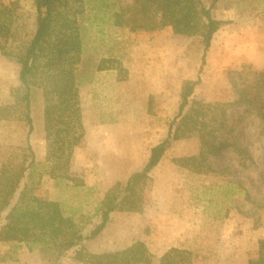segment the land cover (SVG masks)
<instances>
[{
	"label": "rangeland",
	"instance_id": "1",
	"mask_svg": "<svg viewBox=\"0 0 264 264\" xmlns=\"http://www.w3.org/2000/svg\"><path fill=\"white\" fill-rule=\"evenodd\" d=\"M13 1L20 4L19 9L12 8L19 23L28 25L24 31H32L37 18L34 0H0V9ZM204 2L210 5L211 0ZM103 15L104 22L93 23L85 39L83 69L93 74V80L80 90L85 134L72 158L71 177L56 179L43 173L36 187L37 198L60 202L66 215L85 226V235L101 221L98 209L105 192L142 169L151 148L167 136L184 83L195 80L203 66L200 36L178 34L172 26L132 30L113 25L109 13ZM214 15L228 23L213 38L202 83L195 90L196 99L206 102L230 100V72L264 68V0H221ZM115 56L123 66L122 74L115 69L94 71L102 58ZM19 72L15 60L0 54V111L5 108V114L11 115V120L0 115V165L19 162L27 145L24 111L8 108L15 104ZM32 115L31 142L37 161L44 163L47 140L41 90L36 92ZM230 118L236 139L251 154L247 166L240 164L230 148H223L215 159V172L195 173L177 165L175 158L199 153V137L189 131L183 139L171 142L153 170L142 210L112 213L106 228L84 241V253L117 251L144 241L154 264L173 246L190 251L194 264H245L255 257L264 239V187L260 183L264 135L259 133L261 121L255 111L234 107ZM74 254L51 260L43 257L40 248L30 251L22 243H0L2 264H83Z\"/></svg>",
	"mask_w": 264,
	"mask_h": 264
},
{
	"label": "trees",
	"instance_id": "2",
	"mask_svg": "<svg viewBox=\"0 0 264 264\" xmlns=\"http://www.w3.org/2000/svg\"><path fill=\"white\" fill-rule=\"evenodd\" d=\"M221 0H128L118 4L111 0H34L37 18L32 31L20 24L15 7L18 1L0 9V54L20 65V86L14 89L15 104L8 108L24 111L28 127L27 145L17 163L0 165V243H22L30 251L40 248L43 257L53 260L74 252L83 264H154V255L144 241L117 251L84 253V241L98 236L117 211L142 210L143 195L153 170L161 163L171 142L196 132L200 141L197 155L175 158V163L195 173L215 172V159L223 148H230L240 164L247 166L250 152L236 139V127L230 118L234 107L255 111L264 135V68L243 67L229 73L230 100L206 102L195 97L202 83L207 52L215 34L228 23L214 15ZM14 7V9H12ZM109 13L113 25L132 30L154 31L172 26L178 34L200 36L204 44L203 66L195 80H187L181 90L178 112L169 122L167 136L151 148L144 167L133 172L126 182L117 181L104 194L99 212L101 221L84 234L85 226L66 215L58 201L39 199L36 187L43 173L54 178H70V165L75 149L84 137L85 124L81 102V86L93 80L83 69L88 44L87 29L104 22ZM20 24V25H19ZM29 30V29H28ZM118 57L102 58L94 71L115 69L122 74ZM38 90L44 99L47 140L46 160L37 161L31 142L34 132L32 105ZM1 119L11 120L0 111ZM45 169L47 172H45ZM44 171V172H43ZM37 178V181L35 180ZM264 187V176H260ZM0 264H2L0 262ZM158 264H194L192 253L170 247ZM245 264H264V239L258 253Z\"/></svg>",
	"mask_w": 264,
	"mask_h": 264
}]
</instances>
